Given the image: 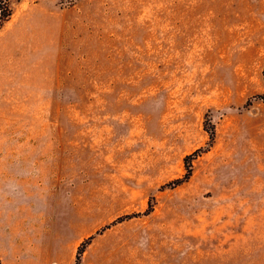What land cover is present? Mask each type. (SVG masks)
<instances>
[{"label":"rangeland","instance_id":"rangeland-1","mask_svg":"<svg viewBox=\"0 0 264 264\" xmlns=\"http://www.w3.org/2000/svg\"><path fill=\"white\" fill-rule=\"evenodd\" d=\"M12 7L0 264H264V0Z\"/></svg>","mask_w":264,"mask_h":264},{"label":"trees","instance_id":"trees-1","mask_svg":"<svg viewBox=\"0 0 264 264\" xmlns=\"http://www.w3.org/2000/svg\"><path fill=\"white\" fill-rule=\"evenodd\" d=\"M12 1L13 0H0V30L13 15ZM191 171L192 169H189V174H191Z\"/></svg>","mask_w":264,"mask_h":264}]
</instances>
